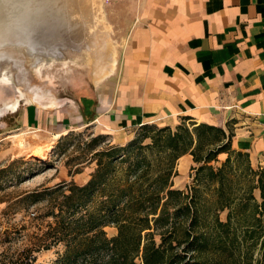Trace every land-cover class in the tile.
<instances>
[{"label": "trees", "instance_id": "obj_1", "mask_svg": "<svg viewBox=\"0 0 264 264\" xmlns=\"http://www.w3.org/2000/svg\"><path fill=\"white\" fill-rule=\"evenodd\" d=\"M139 127L150 142L138 144L125 167L115 158L126 146L97 150L98 134L86 143L97 166L85 183L62 180L27 193L48 201L51 219L9 264H33L35 252L58 244L52 264H264V165L232 149L231 132L189 115L174 126ZM221 152L227 157L218 164ZM185 154L194 164L181 189L174 178Z\"/></svg>", "mask_w": 264, "mask_h": 264}, {"label": "crops", "instance_id": "obj_2", "mask_svg": "<svg viewBox=\"0 0 264 264\" xmlns=\"http://www.w3.org/2000/svg\"><path fill=\"white\" fill-rule=\"evenodd\" d=\"M111 6L108 23L121 38L113 64L93 80L99 88L85 115L79 107L53 111L56 132L92 126L121 144L142 124L174 126L189 115L231 132V148L248 153L252 166L264 165V0H114ZM38 117L32 125L42 123ZM226 157L221 152L217 159ZM193 164L191 154L178 159L174 186Z\"/></svg>", "mask_w": 264, "mask_h": 264}, {"label": "rangeland", "instance_id": "obj_3", "mask_svg": "<svg viewBox=\"0 0 264 264\" xmlns=\"http://www.w3.org/2000/svg\"><path fill=\"white\" fill-rule=\"evenodd\" d=\"M113 2H90L84 20L79 18L83 31L65 25L55 35L48 29L50 35L45 29L43 36L40 33L30 37L32 40L27 44L31 51L26 53L22 46L13 47L9 49L12 60L0 59V264H9L27 244H32L51 219L44 216L48 201H32L26 198L27 193L62 180L83 184L97 166L95 151L86 143L101 133L85 126L59 134L56 126H51V115L66 107L75 112L79 107L82 114L86 113V106L90 108L91 95L99 88L93 84L97 80L95 68L101 60L115 58L121 39L113 35V25L108 23ZM98 29L102 32L96 33ZM95 35L98 44L86 47L85 42ZM95 53L99 58H95ZM17 99L18 106L12 110L9 106ZM53 101L55 104L50 105ZM28 111L30 125L24 122ZM35 112L42 122L40 125L31 124ZM141 132L138 126L130 139L121 144L114 140L116 137L102 132L103 140L97 150L111 145L126 146L115 158L121 160L119 169L125 167L127 160H135L139 154L138 144L150 142L148 136L141 138ZM144 151L149 153L148 149ZM191 171L190 168L186 173L181 172L176 178L177 188H187ZM221 216L224 218L225 213ZM105 230L108 236L117 232L114 225L105 226ZM62 249L63 244H58L38 250L33 264H52Z\"/></svg>", "mask_w": 264, "mask_h": 264}, {"label": "bare ground", "instance_id": "obj_4", "mask_svg": "<svg viewBox=\"0 0 264 264\" xmlns=\"http://www.w3.org/2000/svg\"><path fill=\"white\" fill-rule=\"evenodd\" d=\"M92 1L93 0H0V59L4 57L7 60H12V57L9 55V49L13 47L22 46L26 53L28 50L31 51L27 43L29 40L31 42L32 36H36V34L41 33L43 36V34H45V29H47V32L49 31L48 29H51V34H57L56 32L60 30V27L62 28L68 25V28L71 26L74 27L75 30L83 31V25H80L82 22L79 23V20L86 16V9ZM80 17L81 19H79ZM83 20L84 18L82 21ZM92 31L93 30H91V33L93 34ZM97 32L101 33L102 31L98 29L96 33ZM48 33L47 35L50 34ZM91 33L90 35H92ZM96 37V35L94 38L91 37L84 45L90 48V46L98 44V39ZM7 46L10 48H3ZM96 55L97 53H95V56ZM95 58L97 59L99 57L96 56ZM101 61L95 68L94 75L97 80L105 75L107 71L109 72L110 69L108 70V68L113 64V58H111L110 61L108 59L105 62ZM14 86L18 91V95L22 96V93L17 87L18 85L14 84L13 87ZM55 102L56 101H53L49 104L54 105ZM17 106L18 99L9 107L15 110ZM20 135H22L21 132Z\"/></svg>", "mask_w": 264, "mask_h": 264}, {"label": "built area", "instance_id": "obj_5", "mask_svg": "<svg viewBox=\"0 0 264 264\" xmlns=\"http://www.w3.org/2000/svg\"><path fill=\"white\" fill-rule=\"evenodd\" d=\"M110 0H105L106 3H108Z\"/></svg>", "mask_w": 264, "mask_h": 264}]
</instances>
